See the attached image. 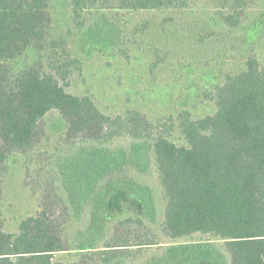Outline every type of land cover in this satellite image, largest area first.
I'll use <instances>...</instances> for the list:
<instances>
[{
  "label": "trees",
  "instance_id": "1",
  "mask_svg": "<svg viewBox=\"0 0 264 264\" xmlns=\"http://www.w3.org/2000/svg\"><path fill=\"white\" fill-rule=\"evenodd\" d=\"M51 1L0 0V264H57L55 255L65 251L76 253L77 264H128L123 260L133 247L144 251L158 238L176 243L193 237L209 241L200 248L169 245L163 262L194 248L192 256L205 252V264H264V62L248 53L232 69L240 20L209 13L210 37H196L203 51L214 37L207 52L221 69L205 60L199 64L213 77L214 111L199 117L181 111L176 129L186 142L179 144L166 120H151L134 107L106 113L89 95L61 84L71 74L82 75L91 44L126 52L131 47L123 49L122 41L133 42V36L101 7L80 28L74 53L58 63L48 50ZM186 1L139 0V6L166 13L155 23L163 34L186 19L205 32V6ZM147 26L138 25L135 37ZM28 49L39 64L44 57L56 60L49 74L39 64L13 67ZM156 50L153 67L160 61ZM54 130L58 138L49 148L53 136L46 142L43 134ZM12 166L38 200L36 213L14 232L5 229L2 206ZM146 176L156 177L155 185ZM129 195L150 212L122 215Z\"/></svg>",
  "mask_w": 264,
  "mask_h": 264
},
{
  "label": "rangeland",
  "instance_id": "2",
  "mask_svg": "<svg viewBox=\"0 0 264 264\" xmlns=\"http://www.w3.org/2000/svg\"><path fill=\"white\" fill-rule=\"evenodd\" d=\"M187 1L189 5L197 3L196 6L199 5V9L205 6V32L200 23L186 19L180 21L179 24H174L167 34H163L161 28L155 26V23L156 18L161 21L166 13L159 9L153 11L140 8L139 0H52L50 31L53 39L52 46L48 50L57 57L58 63L69 59L71 53H74V44L85 29L80 28L89 24L91 17L101 7L111 13V16L113 15L127 34L133 36V42L127 39L122 41H125L123 49L131 47L126 52L120 50L113 54L107 49L104 50L102 47L91 44L92 49L84 54L82 75L71 74L68 80L61 79V84L77 95H89L106 113L115 115L134 107L141 109L151 120H166L164 123L168 124V130L172 133L171 138L179 144H185L186 141L176 129L175 120L180 112L188 109L194 117H199L214 111V102L210 98V94H214L213 86L210 84L213 77L199 65L205 60V65L208 64L210 67L216 64L220 68L217 60L209 57L207 52L213 48L209 44L214 41V37L211 36L212 38L208 39L205 51L195 43L198 35L209 36L206 24L207 18H210L209 13L220 16L218 18L224 14H231L240 20V26L235 27L237 30H234V32L237 31L236 36L240 33V45L237 46L238 53L232 54V69L237 70L242 66L244 57L248 53L257 54L264 62V0ZM178 16L180 15L176 14L177 18ZM146 21L149 22L147 31L139 32L136 38L134 32L137 26L141 25V28H146ZM219 33L223 34L222 31ZM243 35L245 42L241 44ZM218 38L223 40L224 36ZM231 40L230 37L227 42ZM156 49H161L158 52L160 61L158 60L157 67H153L152 65L157 61ZM34 53L35 51L28 49L27 54L18 58L19 60L13 64V67H23L26 64L38 65L39 60H36ZM55 61L45 57L41 59L39 67L44 76L50 73L49 69ZM226 67H230V64ZM53 125L55 128L56 124ZM57 134L58 131L54 130L51 135L43 134V139L47 142L48 137ZM57 138L58 136H53V140L49 141V148L54 146ZM12 167L15 173L9 177L6 193L2 199L5 229L10 232L17 231L20 221L35 214L38 207L37 197L23 186L21 170L17 166ZM145 179L155 185L157 178L146 176ZM159 193L162 195L161 190ZM135 197L134 195L128 196L123 203L124 213L122 215L150 212L151 207L147 204L145 207L139 205L140 201ZM160 240L158 238V244L144 248V251L133 247V255H129L123 261H128V264H205V252L199 253L201 258L192 256L191 252L195 253L196 250L194 248L193 250L186 249L191 250L187 253L179 251L171 254V260L165 263L163 256L170 253L167 249L169 245L192 243L200 248L209 240L199 237L176 243ZM212 243L222 245L223 241L215 240ZM213 250L214 255L218 257L216 249L213 248ZM55 261L57 264H77L76 253L71 254L68 251L57 253Z\"/></svg>",
  "mask_w": 264,
  "mask_h": 264
}]
</instances>
